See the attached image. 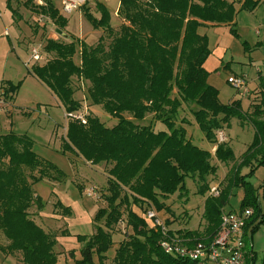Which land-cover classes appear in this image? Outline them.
<instances>
[{
    "label": "trees",
    "instance_id": "1",
    "mask_svg": "<svg viewBox=\"0 0 264 264\" xmlns=\"http://www.w3.org/2000/svg\"><path fill=\"white\" fill-rule=\"evenodd\" d=\"M47 2L46 9L39 10L62 29L65 19ZM260 2L120 0L117 15L122 23L115 31L108 22L109 11L97 2L98 18L84 10L93 27L105 33L95 45L46 40L43 51L49 59L33 66L31 75L56 97L65 113L81 108L74 98L72 80L87 83L89 104L116 119V124L108 127L87 114L85 124L69 120L66 125L67 148L92 166H109L105 174L106 207H100L93 219L94 232L77 236L81 247L74 264H107L114 226L123 217L131 232L118 243L109 264H203L168 253L161 243L180 247L209 243L218 231L229 197L237 189L243 191L239 209L227 212L253 210L245 221L247 236L264 223V182L254 189L246 181L254 170L264 167V79L245 97L235 91L238 99L222 104L218 90L207 81L204 63L210 50L206 35L200 33V28L208 25L228 26L237 37V13L252 12ZM7 7L14 14L11 0H7ZM106 37L110 38L107 44ZM77 46L79 65L73 61ZM15 88L8 87L0 98L4 101ZM243 99L249 100L245 109ZM184 107L190 110L204 139L216 147L214 153L195 145L187 136L183 124L189 123L179 116ZM149 116V123L143 124ZM179 118L181 125H177ZM231 119L251 126L253 136L230 171L227 185L214 197L208 194V178L217 172L212 160L226 165L235 159L230 146L226 141L218 143L216 135ZM32 147L26 134L0 135V233L8 241L3 251L18 253L20 264H56V237L40 227L29 211L32 206L39 210L43 206L34 184L44 179L58 181L62 175ZM243 169L250 173H242ZM186 179L194 183L197 195L205 196L200 229H170L165 235L132 211L136 206L142 214L149 208L171 212L166 200L186 194ZM55 207L62 215L70 214V209L60 203ZM163 221L166 227L171 224ZM251 252L246 264H264V258L257 262Z\"/></svg>",
    "mask_w": 264,
    "mask_h": 264
},
{
    "label": "rangeland",
    "instance_id": "2",
    "mask_svg": "<svg viewBox=\"0 0 264 264\" xmlns=\"http://www.w3.org/2000/svg\"><path fill=\"white\" fill-rule=\"evenodd\" d=\"M48 1L58 12V15L65 19V25L62 29H59L46 14L39 10L41 8L46 9L47 6L38 8L32 0H11V7L15 11L13 14L12 10L7 7V0H0V95L5 93V89L7 90L8 87H16L13 93L8 94V98L5 97L4 108L0 111V135L9 132L19 135L26 134L32 140V149L36 154L50 162L60 171L62 176L58 181L53 182L44 179L34 184L35 189L41 196L43 207L39 210L37 206L36 208L32 206L29 212L33 220L36 212H41L43 216H41L40 221L44 224L45 231L56 230V233L59 234V229L61 228L58 227L60 225L55 222L54 218L55 216L63 217V215L55 207V198L51 192L54 187H60L65 190L66 193H62V195L64 198L68 196V201L78 217L76 225L72 228L73 233L68 231V246H66L68 254H74L79 244L77 236L91 234L95 215L100 207H106L105 197L108 193L105 174L109 166L100 164L92 167V165L85 163L65 146L68 117L65 116L66 113L63 108L58 106L56 97L31 75V69L35 65L44 64L49 59V56L43 51V46L48 39L67 42L76 40L87 45H95L102 35L105 36L103 30H96L91 21L84 16V10H87L93 17H99V13L95 10L97 2L105 5L109 11V25L114 31L117 30L122 23L121 18L117 15L120 0H89L71 14L62 13V0ZM255 13L260 18L259 23H264V4L257 7ZM243 17L248 23L247 28L258 25V22H254L250 18L248 12L241 11L235 19L237 37L230 32V29L224 26L218 28V30L208 29L205 31L210 54L215 55L216 49L219 47L226 49V54L222 58V66L218 70L210 72L207 77L208 83L218 90V98L222 104H227L232 97L238 98L235 90L227 83L228 76L244 77L250 83L251 89H253L255 87L254 83L258 78L256 71L259 69L264 74V61L259 55L260 53L264 56V48L258 52L251 51L252 61L247 58V53L244 51L245 45L243 43L245 39L243 26L240 25ZM254 29H251L252 34ZM58 30L61 32L60 34L57 32ZM258 30L261 35L264 33V28L260 27ZM260 36L253 34L254 39H259ZM109 41L110 38L106 37V44ZM33 47L40 49L43 59L39 62L31 59V49ZM216 56L218 54L211 57L215 58ZM73 61L76 65L80 64L78 46L76 47ZM72 85L75 88L74 98L81 105L78 112L97 117L108 127L116 124L115 118L105 114L100 107L89 104L87 83H79V81L73 79ZM246 104L247 101L243 102L244 108H246ZM183 110L179 116L189 123L183 124L187 131V136L191 137L195 145L214 153L216 147L204 139L203 134L193 121L190 110L187 107H184ZM180 118L177 121V125H181ZM149 121L150 116L143 121V124H148ZM160 125L163 128L165 127L162 124ZM222 131L224 132L225 143L232 149L235 159L226 165L212 160V164L217 165V172L215 176L208 178V182L210 187L217 186L219 191L227 185L230 171L239 163L241 154L250 144L253 136L252 127L248 124L240 125L236 119H231ZM242 173H250V170L243 169ZM246 178V181L252 184L254 189H259L261 183L264 182V167H258ZM184 184L187 190L186 194L180 198L173 199L171 203L169 202L171 213L174 214V223H176L174 227L200 229L205 196H199L195 193L196 187H194L190 179H186ZM92 187L96 188V196L88 197L86 193ZM260 196L259 194V198ZM242 198L243 191L237 189L229 197L225 211H237ZM73 209H70L71 215ZM84 210L89 213L91 218L88 222L84 220L81 222L80 214L81 212L84 213ZM250 210L253 214V210ZM125 221V218H123L113 229L122 238L131 232L126 229ZM146 222L149 223L148 220ZM249 238L252 250L256 254L257 262H261L262 258H264V223L252 235H249ZM3 241L5 243L0 234V242L3 243ZM113 255L114 249L111 248L107 253V264L110 263ZM247 259L250 261L251 257ZM246 260L245 264L247 263ZM0 264H10V262H5L1 249ZM68 264H74L72 255H68Z\"/></svg>",
    "mask_w": 264,
    "mask_h": 264
},
{
    "label": "built area",
    "instance_id": "3",
    "mask_svg": "<svg viewBox=\"0 0 264 264\" xmlns=\"http://www.w3.org/2000/svg\"><path fill=\"white\" fill-rule=\"evenodd\" d=\"M48 0H32L36 7H46ZM89 0H62V13L71 14L78 8H81ZM108 1V0H105ZM38 47L31 49V59L35 62L41 61L43 57ZM227 83L237 92L239 97H245L248 92V84L242 76H229ZM5 102L0 98V110L4 107ZM68 120H76L81 124L86 123V115L83 112L66 113ZM218 143L225 141L222 131L217 133ZM96 188L92 187L86 193L88 197L96 196ZM209 195L218 196L219 189L217 186L210 187ZM252 211L245 210L242 213L225 212L220 216V226L214 238L206 244L198 243L190 247L175 246L162 242L161 245L166 252L177 255L178 257L188 258L196 263L203 264H245L247 258L252 257V245L249 236L245 233V221L250 217ZM143 217L149 221L150 228H154L165 234L169 231L159 213L153 208L147 209Z\"/></svg>",
    "mask_w": 264,
    "mask_h": 264
},
{
    "label": "crops",
    "instance_id": "4",
    "mask_svg": "<svg viewBox=\"0 0 264 264\" xmlns=\"http://www.w3.org/2000/svg\"><path fill=\"white\" fill-rule=\"evenodd\" d=\"M261 4H264V0H261L259 6ZM258 6V7H259ZM241 12V11H240ZM245 12H248L250 18L254 21V22H258V25H255V26H250L251 29L255 28L254 29V32L253 34H255L256 36H260L261 35V32H259V28H264V23H259V20L260 18L258 16H256V13H255V10L254 11H245ZM239 13V12H238ZM237 13V14H238ZM237 16V15H236ZM236 19V17H235ZM245 17H243V20L240 22V25L243 26V36H244V43H245V53H247V58L252 61V58H251V51L252 52H258L260 51L262 48H264V33H262V35L260 36L259 39H254L253 37V34H252V30L250 28H247L246 26L248 25V23H246L245 21ZM235 22V26H236V21L234 20ZM259 26V27H258ZM223 26H207V27H201L200 28V33H203L206 35V32L208 29H214V30H218V28H222ZM224 27H227L229 29L228 26H224ZM258 27V28H256ZM254 50V51H253ZM215 58H212L211 56H215L217 55ZM220 54V55H219ZM226 54V49L223 48V47H219L216 49V54L215 55H212V53L208 56L207 60L205 61L204 63V69L208 72V74H210V72L212 71H215V70H218L220 66H222V58L223 56H225ZM260 57L262 58V61H264V56H262L260 53H259ZM258 73V78L256 79V82L254 83V88L253 89H258L259 88V84H260V80L261 79H264V74H262V72L258 69L256 71ZM229 77V76H228ZM248 83V82H247ZM248 86H249V89H251V85L250 83H248ZM255 92V91H254ZM257 92V91H256ZM233 99H236L234 97H232L231 100ZM238 99V98H237ZM229 100L228 103L231 101ZM247 101V104H248V99H243L242 101V106H243V102ZM227 103V104H228ZM57 104H58V101H57ZM247 104H246V107H247ZM59 106V104H58ZM244 107V106H243ZM245 109V108H244ZM86 163V162H85ZM89 164V163H87ZM90 165V164H89ZM91 166V165H90ZM94 167V166H92ZM55 182V181H54ZM194 184V183H193ZM195 187V186H194ZM34 191H35V195L39 196V198L41 199V196L40 194L37 192V190L35 189L34 187ZM52 195L54 196L55 198V202L56 203H60L62 206L64 207H68L70 209H73L71 207V203L68 201V196H66L65 198L63 197L62 193H66L65 190H62L60 187L56 188L54 187L53 190H52ZM177 198H180V195L179 194H176V195H172L169 199L166 200V203L165 205L170 207L169 206V202L171 203V201L173 199H177ZM42 201V200H41ZM55 203V204H56ZM43 207V206H42ZM132 211L139 215V216H143L142 214V211L140 210V208L136 207V206H132L131 207ZM171 209V208H169ZM171 211V210H170ZM227 212V211H225ZM34 213V212H33ZM160 216H163L162 219L166 220V222H170L171 224H169L168 226V229L170 230H178V229H183L181 228L180 226L177 228V227H174L176 223H174V214H172L171 212H166V211H160L158 212ZM83 214V215H82ZM162 214V215H161ZM71 215V212L70 214ZM81 222L84 220L85 222H88L91 220V218L89 217V213L87 211L84 210V213L81 212ZM41 216L42 213H37L35 214L34 216V221L40 226L42 227L44 230H46V228L43 226L44 224L40 221L41 219ZM125 218V217H123ZM55 222H58V224L60 226L61 229H59V234L56 233V230L53 232V231H46V232H49L51 234H53V236H55V247H54V252L57 254V263L56 264H68V255H72V258L75 260L77 258H79V249L81 247V244L79 243L78 244V248L76 249V251L74 252V254H71L69 253L68 254V249L66 248V246H68V234L70 231L71 233L72 232V228L73 226L76 225L77 221H78V217L76 215V212L72 211V215L71 216H68V215H63V217H60V216H55ZM147 223V222H146ZM147 225L150 227V224L147 223ZM127 229V227H126ZM188 229H191L193 230V227L192 228H188ZM93 232H94V227H93ZM92 232V233H93ZM128 232H129V229H128ZM62 233V234H61ZM91 233V234H92ZM1 234V233H0ZM90 235V234H89ZM2 236V235H1ZM113 246L112 248L115 250L118 243L123 240V238L119 235V233L116 231L113 235ZM116 237V238H115ZM3 238V236H2ZM4 239V238H3ZM5 240V239H4ZM8 244V241L5 240V243L3 241V243L0 242V249L2 250V253L5 257V262H10V264H20L19 262V254L18 253H6L3 251V248L4 246H6ZM12 260V261H10ZM108 263V261H107Z\"/></svg>",
    "mask_w": 264,
    "mask_h": 264
},
{
    "label": "water",
    "instance_id": "5",
    "mask_svg": "<svg viewBox=\"0 0 264 264\" xmlns=\"http://www.w3.org/2000/svg\"><path fill=\"white\" fill-rule=\"evenodd\" d=\"M59 34L61 33L59 30L57 31Z\"/></svg>",
    "mask_w": 264,
    "mask_h": 264
}]
</instances>
